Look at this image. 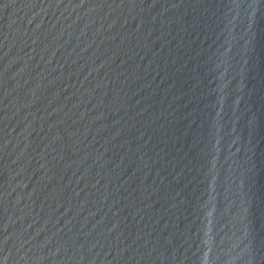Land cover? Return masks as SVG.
<instances>
[{"label":"water","instance_id":"water-1","mask_svg":"<svg viewBox=\"0 0 264 264\" xmlns=\"http://www.w3.org/2000/svg\"><path fill=\"white\" fill-rule=\"evenodd\" d=\"M0 264H264V0H0Z\"/></svg>","mask_w":264,"mask_h":264}]
</instances>
